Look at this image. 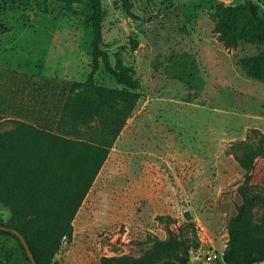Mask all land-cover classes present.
Wrapping results in <instances>:
<instances>
[{
  "label": "rangeland",
  "instance_id": "rangeland-1",
  "mask_svg": "<svg viewBox=\"0 0 264 264\" xmlns=\"http://www.w3.org/2000/svg\"><path fill=\"white\" fill-rule=\"evenodd\" d=\"M130 1L136 17L121 0H104L103 32L113 61L120 58L140 81L139 99L73 221L72 240L55 261L145 258L152 240L167 239L169 228L178 231L189 213L201 240L190 264H216L244 196L264 198V180L247 186L231 148L254 145L264 135V81L242 64L263 47L220 40L212 15L221 0ZM256 1L264 18V0ZM91 15L88 0H0V24L9 28L0 34V122L38 125L65 102L74 83L88 78ZM132 40L138 42L134 50ZM96 83L123 89L104 66ZM103 126L97 120L92 128L67 127L73 137L97 143L112 138ZM262 217L264 205L253 212L254 222ZM0 264L30 263L0 241Z\"/></svg>",
  "mask_w": 264,
  "mask_h": 264
},
{
  "label": "trees",
  "instance_id": "trees-1",
  "mask_svg": "<svg viewBox=\"0 0 264 264\" xmlns=\"http://www.w3.org/2000/svg\"><path fill=\"white\" fill-rule=\"evenodd\" d=\"M72 4L79 0H61ZM221 0L213 12L215 30L221 41H247L263 47L259 55L245 58L242 64L253 77L264 81V18L256 0L228 5ZM92 9L91 71L84 82L74 83L65 102L54 106L51 116L34 125L21 120L0 122V205L5 223L0 225L18 230L26 239L38 264H58L57 254L65 242L73 238V221L105 164L114 139L120 134L133 112L139 95L140 81L133 68L116 63L106 48L103 26L106 17L104 0H88ZM128 16L133 3L121 0ZM9 28L0 24V34ZM131 50L138 47L132 40ZM123 47V51H127ZM105 71L123 89L100 86L96 74ZM102 120V132L112 138L97 143L75 136L73 127L92 128ZM8 123L10 129H2ZM47 127H50L48 129ZM66 127V128H64ZM109 131V132H108ZM233 155L246 171L245 184L253 187L264 180V135L251 145L243 141L231 146ZM244 189L241 188V191ZM264 205L260 194L244 196L237 213L228 223V242L223 260L216 264H260L264 262V217L254 222V210ZM0 213V214H2ZM178 231L168 229V238L152 240L145 258L105 259L101 264H190L191 251L201 247L195 222L189 213ZM171 218L166 217V220ZM0 241L16 250L31 264L18 236L0 231ZM165 261L164 263H162Z\"/></svg>",
  "mask_w": 264,
  "mask_h": 264
},
{
  "label": "water",
  "instance_id": "water-1",
  "mask_svg": "<svg viewBox=\"0 0 264 264\" xmlns=\"http://www.w3.org/2000/svg\"><path fill=\"white\" fill-rule=\"evenodd\" d=\"M0 231H7V232H12L14 234H16L18 236V239L21 240L23 246H24V249L26 250L27 252V255L31 261L32 264H38V262L36 261L35 259V256L34 254L32 253L26 239L24 238V236L16 229H13V228H8V227H5V226H1L0 225ZM165 261H163L162 263H164ZM179 264V263H178Z\"/></svg>",
  "mask_w": 264,
  "mask_h": 264
}]
</instances>
